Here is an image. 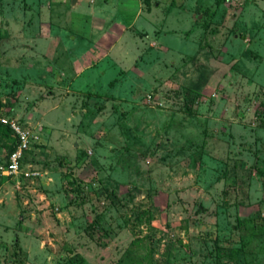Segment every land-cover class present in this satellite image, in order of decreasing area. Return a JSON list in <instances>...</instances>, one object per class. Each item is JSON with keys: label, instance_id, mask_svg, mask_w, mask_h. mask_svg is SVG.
I'll use <instances>...</instances> for the list:
<instances>
[{"label": "rangeland", "instance_id": "obj_1", "mask_svg": "<svg viewBox=\"0 0 264 264\" xmlns=\"http://www.w3.org/2000/svg\"><path fill=\"white\" fill-rule=\"evenodd\" d=\"M0 118V264H264V0H0Z\"/></svg>", "mask_w": 264, "mask_h": 264}, {"label": "built area", "instance_id": "obj_2", "mask_svg": "<svg viewBox=\"0 0 264 264\" xmlns=\"http://www.w3.org/2000/svg\"><path fill=\"white\" fill-rule=\"evenodd\" d=\"M0 122L4 124H8L10 128L14 131V133L17 135V144L15 148L8 154L6 164L2 168V173L6 175H12L15 173L16 174L19 173L21 174V176H24V177L35 175L34 172L32 171L21 169L20 161L22 158V152L27 148L29 144L27 131L20 125L13 122L12 120L9 121V120L0 118Z\"/></svg>", "mask_w": 264, "mask_h": 264}, {"label": "trees", "instance_id": "obj_3", "mask_svg": "<svg viewBox=\"0 0 264 264\" xmlns=\"http://www.w3.org/2000/svg\"><path fill=\"white\" fill-rule=\"evenodd\" d=\"M0 125L4 127L5 135L10 139V146L8 147V154H9L15 148L17 144V135L14 133V131L10 128L8 124L1 123ZM22 162H24V155L22 156L20 163L22 164Z\"/></svg>", "mask_w": 264, "mask_h": 264}, {"label": "crops", "instance_id": "obj_4", "mask_svg": "<svg viewBox=\"0 0 264 264\" xmlns=\"http://www.w3.org/2000/svg\"><path fill=\"white\" fill-rule=\"evenodd\" d=\"M97 18H99V17H96L95 19H97ZM146 19V18H145ZM134 21H137L136 19L134 20ZM150 22V21H149ZM98 25H101L102 27H103V29L104 28H107V27H111L112 25H109L108 24V22L106 23V21H104V18L103 19H99V20H97V22H96ZM150 23H152V22H150ZM145 24L146 25H148V26H150V24H148V23H146L145 22ZM143 26L144 25V22H139L138 23V26ZM114 27H115V24L113 25ZM153 25H151V27H152ZM114 27H112V28H114ZM110 29V28H109Z\"/></svg>", "mask_w": 264, "mask_h": 264}, {"label": "water", "instance_id": "obj_5", "mask_svg": "<svg viewBox=\"0 0 264 264\" xmlns=\"http://www.w3.org/2000/svg\"><path fill=\"white\" fill-rule=\"evenodd\" d=\"M77 0H70V4L74 5Z\"/></svg>", "mask_w": 264, "mask_h": 264}]
</instances>
